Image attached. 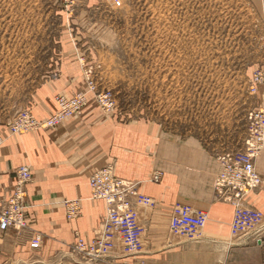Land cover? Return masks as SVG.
Wrapping results in <instances>:
<instances>
[{"label": "rangeland", "instance_id": "374dc122", "mask_svg": "<svg viewBox=\"0 0 264 264\" xmlns=\"http://www.w3.org/2000/svg\"><path fill=\"white\" fill-rule=\"evenodd\" d=\"M69 5L0 0V126L27 110L56 76L60 50L71 47L92 93H108L125 118L196 135L217 155L243 148L248 111L264 107V84L249 90L251 77L264 73V0Z\"/></svg>", "mask_w": 264, "mask_h": 264}, {"label": "crops", "instance_id": "0c3cea01", "mask_svg": "<svg viewBox=\"0 0 264 264\" xmlns=\"http://www.w3.org/2000/svg\"><path fill=\"white\" fill-rule=\"evenodd\" d=\"M71 47L60 50L51 65L56 76L44 81L25 103L36 118L56 110L54 95L86 93L81 112L55 127L10 134L0 126V203L15 182L20 165L30 169L26 184V227L0 231V264H264V147L255 160L260 185L245 197L262 216L261 241L230 238L233 206L218 200L213 183L220 170L217 151L193 134L164 130L144 118H125L104 111L81 73ZM111 163L114 173L137 181V191L152 204L136 206L142 228L138 254L123 251L118 234L96 259L73 251L77 236H102L104 204L90 199L89 176ZM162 171L158 182L150 180ZM65 200H79V212L68 218ZM176 204L203 210L206 221L193 237L171 233L169 217ZM38 237V238H37Z\"/></svg>", "mask_w": 264, "mask_h": 264}, {"label": "built area", "instance_id": "2783aa9c", "mask_svg": "<svg viewBox=\"0 0 264 264\" xmlns=\"http://www.w3.org/2000/svg\"><path fill=\"white\" fill-rule=\"evenodd\" d=\"M76 0H63L71 6ZM264 84V73L251 77L249 90L255 92ZM87 92L94 93L92 81H87ZM97 103L104 111L114 106V100L108 93H95ZM56 110L48 117L36 119L28 110L21 111L14 117V122L7 129L10 134H19L37 128L55 127L67 118L77 115L86 104V93L79 92L71 96L62 93L54 96ZM248 137L242 149L224 151L216 155L220 170L215 176L213 189L218 200L230 203L233 214L230 221V238L253 236L261 241V213L245 203V197L255 190L262 179L255 167V160L264 146V107L250 109L247 113ZM0 136V144L2 143ZM30 169L20 165L15 170L13 183L7 198L0 203V231L9 228L18 230L26 227V184L30 180ZM159 172H154L150 180L158 182ZM137 181L123 179L114 173L111 163L94 171L88 178L90 199L100 200L104 204V230L102 236L88 241L80 236L73 243V251L86 259H96L113 243V235L118 234L123 242V251L138 254L142 249V228L138 223L136 206L152 204L146 195L137 191ZM66 215L74 217L79 212V200H65ZM206 221L203 210L187 205L176 204L169 217L171 233L193 237L199 234ZM38 238V237H37ZM136 264H144L142 259Z\"/></svg>", "mask_w": 264, "mask_h": 264}, {"label": "bare ground", "instance_id": "6f19581e", "mask_svg": "<svg viewBox=\"0 0 264 264\" xmlns=\"http://www.w3.org/2000/svg\"><path fill=\"white\" fill-rule=\"evenodd\" d=\"M31 173V172H30Z\"/></svg>", "mask_w": 264, "mask_h": 264}]
</instances>
